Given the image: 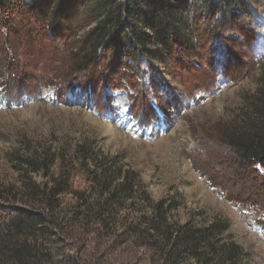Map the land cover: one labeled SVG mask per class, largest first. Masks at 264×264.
<instances>
[{
  "label": "rangeland",
  "instance_id": "rangeland-1",
  "mask_svg": "<svg viewBox=\"0 0 264 264\" xmlns=\"http://www.w3.org/2000/svg\"><path fill=\"white\" fill-rule=\"evenodd\" d=\"M242 1L226 29L194 5L186 14L194 49L165 67L142 61L116 71L103 61L95 73L72 57L91 28L81 30L87 8L53 25L6 0L0 44L16 62L0 74L23 86L18 95L0 89V211L47 201L61 173L68 178L38 238L46 264H159L145 244L157 202L171 206L172 227L227 220L224 235L248 254L247 264H264V171L238 169L224 140L264 69V0ZM132 173L139 192L122 191L100 209L109 197L101 184ZM25 183L38 186L37 196Z\"/></svg>",
  "mask_w": 264,
  "mask_h": 264
},
{
  "label": "trees",
  "instance_id": "trees-1",
  "mask_svg": "<svg viewBox=\"0 0 264 264\" xmlns=\"http://www.w3.org/2000/svg\"><path fill=\"white\" fill-rule=\"evenodd\" d=\"M15 1L24 8H29L31 13L33 9L38 11L53 25H61L63 20L67 21L70 13L87 8V15L83 19L87 24L81 30L91 28L77 39L72 57L81 64L80 69L90 68L95 73L103 61L107 63L106 69L116 68V71H119L128 70L132 64L142 61L165 67L177 53L190 54L194 49L193 34L186 14L194 5L207 7L210 14L217 18L216 22L222 25V29L227 28V19H237L236 8H244L242 0ZM5 2L6 0L0 1V16L2 12L10 13L5 10ZM2 28L6 29L7 23L0 22V40L4 37ZM7 50V46L0 44V69L6 71L5 75L16 62ZM4 76L0 74V89L6 88L13 95H18L17 86L23 85L15 84L14 81L6 84L3 81ZM260 79L261 85L253 94L239 121L231 125L230 132L224 134V140L235 154L238 169L257 166L259 170L264 171V69ZM80 151L83 152L82 148L78 149V152ZM33 163V157L26 160L28 165ZM29 172L33 173V169ZM113 177L109 182L101 184L109 197L102 199L104 204L99 208H107L109 203L117 202L122 191L126 192L127 198L132 193L139 192L140 183L135 182V174L132 173L129 177ZM261 177L264 178V174H261ZM67 180L61 173L60 178L55 180L53 187L48 190L47 201L40 199L41 202H38V199L34 198L25 207L1 209L0 264L48 262L46 255L39 248L38 238L45 236V226L52 222L51 218L58 210L56 198L66 192ZM23 187L33 192L34 196L39 192L34 183H25ZM141 198L151 202L144 191ZM35 204L40 206V211L34 209ZM102 207L100 209H103ZM170 209L171 206H166L164 202L154 203L153 217L147 219L145 244L160 255L159 264H247L248 254L224 235L228 228L227 220L216 218L201 227L191 222L172 227L166 217Z\"/></svg>",
  "mask_w": 264,
  "mask_h": 264
}]
</instances>
